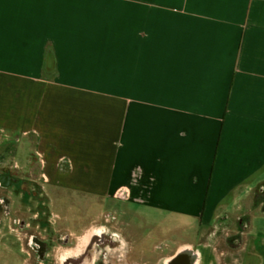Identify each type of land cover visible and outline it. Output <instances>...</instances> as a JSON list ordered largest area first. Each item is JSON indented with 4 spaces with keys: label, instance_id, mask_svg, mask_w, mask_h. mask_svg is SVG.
<instances>
[{
    "label": "crops",
    "instance_id": "1",
    "mask_svg": "<svg viewBox=\"0 0 264 264\" xmlns=\"http://www.w3.org/2000/svg\"><path fill=\"white\" fill-rule=\"evenodd\" d=\"M3 146L38 159L53 194L124 190L128 227L253 210L264 0H0ZM259 217L235 220L247 242L236 264L263 263L249 249Z\"/></svg>",
    "mask_w": 264,
    "mask_h": 264
},
{
    "label": "rangeland",
    "instance_id": "2",
    "mask_svg": "<svg viewBox=\"0 0 264 264\" xmlns=\"http://www.w3.org/2000/svg\"><path fill=\"white\" fill-rule=\"evenodd\" d=\"M37 160L23 162L20 148L0 147V264H122L130 261V256L136 262L151 259L156 264L155 256L159 255L150 251L153 242L146 239L149 236H158L157 243L170 242L175 257L187 251V245L193 247L197 256L191 264H236L230 252L243 249L247 242L245 228L236 226L235 220L264 215L261 181L251 196L253 210L227 211L205 228L156 214L151 216L156 220L141 219L138 225L128 227L119 214L118 206L123 203L117 196L103 199L53 194ZM261 220L259 217L260 223L254 227L255 242L248 245L264 258ZM93 229L97 240L82 246L80 238ZM118 240H122L121 245L114 246ZM134 241L137 248L133 251Z\"/></svg>",
    "mask_w": 264,
    "mask_h": 264
},
{
    "label": "flooded vegetation",
    "instance_id": "3",
    "mask_svg": "<svg viewBox=\"0 0 264 264\" xmlns=\"http://www.w3.org/2000/svg\"><path fill=\"white\" fill-rule=\"evenodd\" d=\"M4 179L8 181V178L5 176H4ZM94 231L95 229L88 231L83 237L80 238V243L82 244V246H85L89 240H91L92 243H94L95 240H97L94 236H92ZM147 238H149L148 240L153 242L152 246L150 247V251L154 252L153 253L154 255L156 254L159 255V257H157V255L155 256L156 264H191L192 260L195 259V257L197 256L196 252H194V255H193L191 251L187 250L183 252L182 254L180 253L179 255L175 257L173 253L172 244L170 242L167 241V242L157 243V236H149V237H146V239ZM107 242H109V240ZM121 243H122V240H118L117 242H114V246L121 245ZM135 245H136V242L134 241V246L132 245L131 247L133 251L134 249L137 248V246ZM68 253H70V251H68ZM106 264H109V262H107ZM122 264H152V261L151 259H149V260L142 261V262H136L132 258V256H130V261H125Z\"/></svg>",
    "mask_w": 264,
    "mask_h": 264
},
{
    "label": "built area",
    "instance_id": "4",
    "mask_svg": "<svg viewBox=\"0 0 264 264\" xmlns=\"http://www.w3.org/2000/svg\"><path fill=\"white\" fill-rule=\"evenodd\" d=\"M124 196H125L124 190L119 191L118 194H117V197H120V198H122Z\"/></svg>",
    "mask_w": 264,
    "mask_h": 264
}]
</instances>
